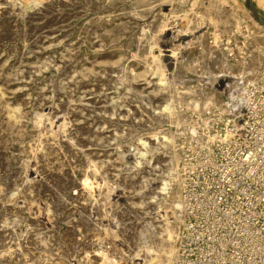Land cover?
<instances>
[{
    "label": "rangeland",
    "instance_id": "obj_1",
    "mask_svg": "<svg viewBox=\"0 0 264 264\" xmlns=\"http://www.w3.org/2000/svg\"><path fill=\"white\" fill-rule=\"evenodd\" d=\"M27 1L28 6L24 7L19 0L13 4L0 0V62L5 63L7 56L13 61L11 65L16 63L13 67L0 66V76L7 67L10 71L21 68L23 61L38 65L39 78L32 86V93L33 107L39 110L64 103L63 99L58 101L57 94L68 86L75 71L85 72L90 85L106 89L108 97L124 102L126 110L122 120L114 118L102 157L91 155L96 164V178H85L83 170L86 167L80 161L70 167L75 189L49 179L44 187L46 191L40 189V192L53 199L56 208L53 210V227L46 228L26 212L19 215L10 212L5 217L8 218L6 224L14 225V232L3 234L0 254L9 252L16 258L8 264H45L39 260L45 256L53 264H91L82 260L85 252L124 255L133 247V235L140 227L146 222H154L152 218L158 205L149 203L145 197L138 198L136 194L143 190L140 187L146 180L158 181L157 176L165 170L166 156L158 151L148 158L149 164L137 170H130L132 164L121 161L122 157H134L140 139L153 144L155 139L149 140V137L154 132L169 129L179 136L177 130L185 121L182 116L186 111L184 105L191 99L189 94L196 89L200 93L197 86L200 72L210 74L209 80L199 86L202 92L198 98L213 97L199 109L224 101L225 95L221 92L228 86L233 88L232 81L252 78L258 73L264 75V0H218L221 1L217 3L219 12L211 14L206 10L211 0H200V5L194 8L186 0ZM146 7L154 13L164 14V18L157 16L152 24L144 21L139 12ZM233 13L240 19L238 29ZM186 19L192 30L200 27L198 35L203 36L199 42L194 41L188 54H180L177 63L170 68L164 57L170 54L161 47V41L180 23L186 24ZM213 33L219 34L220 42L215 43ZM155 44L163 56L170 87L153 96L148 94L153 87L147 84L153 77L152 65L149 67L143 62ZM228 46L232 52L225 55L222 50ZM61 58L65 63L57 69L53 63ZM170 95L174 96L175 102L183 104L178 109L179 127L169 124L166 118L161 122L156 120L155 112L159 111L156 106ZM100 101L103 102L102 97ZM112 106L115 107L116 102ZM99 159L102 164L98 163ZM17 167L15 165L14 170ZM83 183L86 185L82 186ZM82 191L94 192V201L86 210L81 207L82 201L76 198ZM171 192L177 194L176 185ZM115 196L122 197L126 203L116 201ZM4 220L0 219V225H4ZM72 225L77 227L73 229ZM152 228L159 230L155 225ZM117 264L130 263L123 259Z\"/></svg>",
    "mask_w": 264,
    "mask_h": 264
},
{
    "label": "bare ground",
    "instance_id": "obj_2",
    "mask_svg": "<svg viewBox=\"0 0 264 264\" xmlns=\"http://www.w3.org/2000/svg\"><path fill=\"white\" fill-rule=\"evenodd\" d=\"M14 1L6 0L5 4H13ZM19 1L24 7L28 6L27 0ZM187 1L193 8L200 5V0ZM139 2L146 1L140 0ZM217 3H221V1H209L206 10L210 14L219 12ZM139 15H143L144 21H149L150 24L157 16L164 18V14L154 13L150 7L140 10ZM200 17L203 19V15ZM232 17L235 20V28L238 29L240 19L235 13L232 14ZM211 20L213 21V19ZM213 24L216 26L217 22L214 21ZM204 27L202 26V28ZM193 29L187 20L186 24L180 23L175 31L164 35L161 47H164L165 52L170 54L164 55L166 66L171 68L175 62L177 63L176 58L180 54L183 52L188 54L187 51L192 49L191 45L194 41L201 40L203 35H198L201 28ZM213 37L215 43L220 42L219 34L213 33ZM178 48L180 51H177ZM156 49L155 44V47L150 50V56L143 62L149 67L152 65L153 77L147 84H151L150 86L153 87V90L148 92L153 96L170 87V79L166 75L162 62L163 56ZM222 51L227 55L226 53L231 54L232 49L228 46ZM223 53L221 52L222 55ZM1 58L2 55H0ZM4 59L5 63L0 62V66L13 67L16 64L11 65L13 61L11 62V58L7 56ZM23 62L21 68L10 71V68L7 67L8 70L6 69L0 76V219H5L4 225H0V242L3 240L5 232L7 234L14 232V225L6 224L8 218L5 217L10 212L17 215L26 212L46 228L53 227V217L55 216L53 199L48 198L45 194L41 195L40 189H44L43 192L46 191L44 187L47 186L49 179H56L63 185L73 186L71 190L75 189L74 183L71 182L70 167H75L80 161L86 167L83 170L85 178L95 179L96 164L91 159V155H96L97 158L102 157L101 152H105L107 147L109 139L107 134L114 118L122 120L126 110L124 102H117L114 97L109 98L106 89L90 85L87 73L76 71L70 76L68 86L57 94L58 101L63 99L64 103L58 102L56 106H45L37 110L33 107L32 86L36 85L34 82L39 78L40 67L32 64L29 60ZM64 63L65 59L61 58L57 60V63L54 62L53 66L61 69ZM209 74L208 71L198 74L197 86L200 93L202 89L199 86L209 80ZM153 79L156 81L154 82ZM196 91L197 89L189 94L191 99L184 105L186 110L199 109L212 100V95L206 96L204 99L198 98L201 94ZM100 97L103 98V102L100 101ZM228 98L230 101L233 100L231 95ZM114 102H116L117 108L112 106ZM59 103L63 105L60 106ZM181 107H183L181 101L175 102L174 96H168L164 103L156 106V109H159L158 112H155L158 115L156 120L161 122L166 118L169 124L173 123L174 127H179L181 118H179L178 109ZM231 113L238 114V109L234 104H232ZM182 118L186 120L184 116ZM177 137L179 139L178 134L169 129L154 132L149 137V140L155 139L153 144L140 139L134 157L129 156L128 158L124 155L121 159L124 163L132 164L129 167L130 170H137L144 164H149L148 158L154 156L158 151L165 154V170L157 176L158 181L146 180V183L140 187L143 190L136 194L138 198L145 197L150 200L149 203L158 205V210L152 218L154 222H146L140 227L133 235V247L128 248L124 255L85 252L83 261L91 264H117L125 259L130 264H173L175 242L178 235L177 228L181 220L178 193L171 192L176 185L180 162ZM18 160H22V162L19 163ZM98 163L102 164L103 161L99 159ZM15 165H18L16 170H14ZM85 185L86 183L82 184V186ZM60 194L66 195L65 193ZM160 196L163 197L160 199ZM115 197H117L116 201L122 200V197ZM76 198L82 201L81 207L86 210L91 207L94 201V192H78ZM122 201L126 203L125 199ZM162 203L164 206L161 205ZM154 225L159 229L158 231L152 228ZM76 227L77 225H72L73 229ZM10 254L9 252L0 254V262L8 264L16 260ZM25 259L28 262V257ZM39 260L45 264H53L47 256L44 259L41 257Z\"/></svg>",
    "mask_w": 264,
    "mask_h": 264
},
{
    "label": "built area",
    "instance_id": "obj_3",
    "mask_svg": "<svg viewBox=\"0 0 264 264\" xmlns=\"http://www.w3.org/2000/svg\"><path fill=\"white\" fill-rule=\"evenodd\" d=\"M234 81L224 101L183 109L173 264H264V75Z\"/></svg>",
    "mask_w": 264,
    "mask_h": 264
}]
</instances>
